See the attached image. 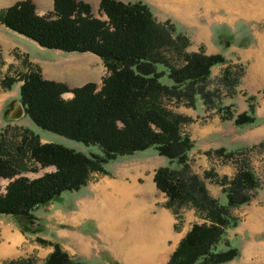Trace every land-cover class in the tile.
I'll return each mask as SVG.
<instances>
[{"label": "trees", "instance_id": "trees-1", "mask_svg": "<svg viewBox=\"0 0 264 264\" xmlns=\"http://www.w3.org/2000/svg\"><path fill=\"white\" fill-rule=\"evenodd\" d=\"M51 1L52 17L37 14L31 0H19L0 9V24L42 48L91 53L101 59L106 75L98 89L94 82L68 88L30 70L23 75L18 101L35 126L86 146L96 145L101 154L40 143L30 132L25 139L29 157L40 167L54 169L29 179L16 176L19 172L0 140V178L8 179L0 192V214L11 216L24 236L45 244L37 236L41 225L33 211L38 206L64 191L78 190L92 172L106 173L105 164L118 156L152 147L168 160L169 165L157 168L153 175L167 205L188 204L203 219L190 225L164 264H223L238 257V248L226 237L227 230L238 223L231 209L251 200L259 179L246 164H238L230 178L219 181L225 202L210 196L188 169L193 144L181 125L190 118L165 106L172 101L194 108L198 98L206 110L214 109L222 121L231 120L234 126L264 122L255 116L251 102L245 111L234 113L229 105L214 103L213 93L205 89L210 68L224 63V56L186 51L188 38L168 22L156 23L149 6L141 1L99 0L105 19L93 16L82 0ZM232 41L231 35L219 33L215 43L224 50ZM237 44L244 46L247 41ZM229 74L225 67L219 80L229 83ZM13 82L14 78L4 77L0 83L8 88ZM65 92L72 96L62 98ZM172 163L178 168L172 169ZM52 245L42 264H91L72 259Z\"/></svg>", "mask_w": 264, "mask_h": 264}, {"label": "rangeland", "instance_id": "rangeland-1", "mask_svg": "<svg viewBox=\"0 0 264 264\" xmlns=\"http://www.w3.org/2000/svg\"><path fill=\"white\" fill-rule=\"evenodd\" d=\"M16 1L19 0L0 1V4H13ZM31 1L37 14L52 17L51 0ZM82 1L90 6L93 16L106 18L99 10V0ZM119 1H141L147 4L156 23L168 22L175 32L179 31L188 38L189 44L185 47L188 52L201 50L206 54L199 42L206 39L211 41L225 59L224 63L210 68L205 86V89L213 93L214 103L229 105L231 111L239 113L245 111L247 104L251 102L254 109L258 110L259 118L264 119V0ZM6 33V29H0V39L5 40L1 41L3 44L0 45V82L4 77L14 78L15 82L8 88L2 87L0 83V140L2 150L8 154L19 172L16 176L32 179L54 169L52 166L40 167L29 157L25 139L30 136V132L37 135L40 143H56L85 154H101L96 145L86 146L35 126L24 112L18 121H10L5 117L8 110L18 101L23 75L30 70L38 71L42 78L63 83L68 88L94 82L98 89L101 79L106 75L101 59L87 52L63 53L42 48L15 32L12 40ZM219 33L224 36L231 35L233 39L224 50L215 43ZM10 40L17 47L8 52V57L12 55L14 58V64L2 60L3 56L6 57L4 42ZM245 40L246 45L238 46L237 42ZM194 47L195 51L192 50ZM225 67H229V83L219 80ZM74 68L83 71V74L79 71V75H73ZM61 96L68 99L72 94L65 92ZM201 105L203 108L199 109ZM165 106L174 113H177L176 110H186L190 114H197L194 119L184 115L190 118V121L181 125V131L189 135L193 144L188 152L189 172L198 176L210 196L217 195L214 198H219L220 203L225 202L219 181L224 176L230 178L238 164H246L258 177L259 188L254 191L251 200L231 209V213L238 217V223L234 228L227 230L226 237L230 245L238 248L239 254L235 259L223 264H248L244 263V258H250L251 264H264V122L234 126L231 120H224L221 136L208 139L201 136V130L208 123V120H205L207 117L215 114L219 117L214 109L206 110L198 98L194 108L172 101L167 102ZM220 122L223 121L220 119ZM208 140H212V147L224 144L220 147L226 151L216 153L215 149L220 147L203 150L208 147ZM228 151H234V154L229 155ZM168 165V160L156 154L152 147L131 155L118 156L114 161L106 163V173H90L84 186L75 191H64L33 211L41 225L37 236L47 243L40 244L34 236H24L14 223L24 240L15 245L14 257L0 258V264H42L52 251V244H57L70 258L91 264H151L150 261L142 263L136 260L133 253L141 252V249L136 247V242H142L140 239H145L148 244H154L157 240L159 242V239L154 238L159 231L151 232L147 227L143 229L140 219L145 221L164 212L168 213L169 221L166 230L161 228L163 240L158 250L164 254L165 259L190 225L203 221L188 204L167 205V197L155 187L153 176L150 177L151 172L154 175L157 168ZM170 167L178 168L175 163L170 164ZM138 172L140 174L132 179L131 176ZM7 182L8 179L0 178V191ZM106 182L125 185L131 190L130 195L120 204L113 205L109 202L111 196L107 193L111 190ZM105 185L108 188H104ZM133 204L140 207L136 215H130L133 214L130 210ZM106 206L108 209L111 207L115 222L111 232L104 230V218L100 216L105 213ZM4 215L0 214V217ZM248 242H253L254 245L245 251L242 250L240 255V249H244V244L248 245ZM163 245L167 249L165 252ZM126 253H129L130 257L133 256L134 261L130 257L127 258Z\"/></svg>", "mask_w": 264, "mask_h": 264}, {"label": "crops", "instance_id": "crops-1", "mask_svg": "<svg viewBox=\"0 0 264 264\" xmlns=\"http://www.w3.org/2000/svg\"><path fill=\"white\" fill-rule=\"evenodd\" d=\"M0 1H13V0H0ZM1 5V4H0ZM11 5V2L10 3H2L1 7L0 8H5L7 6ZM6 29L7 30V37H11L12 40H14V32L3 27V25L0 24V29ZM1 41H5L3 39H0V45H2L3 43ZM200 45L203 47L204 49V52L206 54H215V53H218V47H216L214 44L211 43V41H209L208 39L204 40V41H200L199 42ZM4 48H5V52H6V57L3 56L2 60L8 64H14V58L11 56L8 57V52L9 51H14V48H17L16 45L14 43L11 42H4ZM198 47V46H197ZM195 47L194 50L195 51ZM1 101V100H0ZM2 106V105H1ZM1 106H0V110H1ZM203 108V106H199V109ZM240 111V110H239ZM177 113H181L183 115H186V116H189V117H195V115L197 114H190L188 113L186 110L185 111H182V110H176ZM255 112H256V116L257 118H259V113H258V110L255 109ZM207 113V112H205ZM263 115V114H262ZM261 115V116H262ZM264 116V115H263ZM21 117V116H20ZM19 118L17 119H14L12 121H18ZM206 121L208 120V123L205 124V126L203 127V129L201 130V136L202 137H205V138H208V139H212V137H215V136H221V132L223 130V124H224V121L223 122H220V119L218 117V115H212L210 117H207L205 119ZM11 121V120H10ZM234 140V139H233ZM209 141V144H208V147L204 148L203 150L205 149H214V148H218L220 146H224V144H218V145H215L212 147V140H208ZM242 141V140H241ZM239 144H242V142H239ZM140 173H135L133 174L132 179H135ZM143 175V174H142ZM153 176V172H151L150 174V177ZM109 182H106L105 184H108ZM113 183V182H111ZM213 197H217V195H212ZM163 217H165V221L167 220V222L169 221V217H168V213L164 212L163 214ZM141 238V235L139 236ZM138 237V239H140ZM154 238H157L159 239V245L161 247V243H162V240H163V234L162 232L161 233H157L156 236H154ZM21 240H24V236L22 234H20V232L14 227V222L11 218V216L9 215H4L2 217H0V258H11V257H14V250H15V245L18 244ZM249 244H244L245 248L244 249H240V255L242 252V250H246L247 248H250L254 245L253 242H248ZM263 244V243H261ZM135 247V246H134ZM165 246L163 245L162 248H164ZM174 249V248H173ZM172 249V250H173ZM171 253V252H170ZM169 256V255H168ZM167 256L165 259H163V263H165V261L167 260ZM244 263H248V264H251V260L250 258H244Z\"/></svg>", "mask_w": 264, "mask_h": 264}, {"label": "bare ground", "instance_id": "bare-ground-1", "mask_svg": "<svg viewBox=\"0 0 264 264\" xmlns=\"http://www.w3.org/2000/svg\"><path fill=\"white\" fill-rule=\"evenodd\" d=\"M74 69H75L74 72L72 71L73 72V75H79V71L82 72V74H83V71L79 70L78 68H74ZM107 185L109 186V188L111 190L110 193H107V195L111 196V198L109 197V199L111 200L109 202H112L113 205L116 204V203L120 204L123 199H125L128 195H130L131 190L128 187H126L125 185L113 184V183H110V182ZM107 185H105L103 187L104 188H108ZM103 206H104V204H103ZM111 207H112V205H111ZM110 208L108 209V207L106 206L105 213L100 214V216H102L104 218L102 220L103 228H104L105 231H109V232H111V230L114 228V223H115L114 222V219H113V214L111 213L112 210ZM139 208L140 207L138 205L133 204L132 209H130L131 210V213H133V214H130V215H136V214H138L139 213V210H140ZM144 212H146V211H144ZM139 218H142V217H139ZM164 218L165 217H163V215H159V216L154 217V218L145 219V221H143L142 219H140L141 220L140 221V225L143 223V225H142L143 229H145V227H147V229L150 230L151 232L159 231V233H161L162 230L163 229L166 230L165 227L168 226L167 225L168 222H167V220L165 221L166 218L165 219ZM136 222H139V221H136ZM140 228H141V226L139 227V229ZM161 228H162V230H161ZM109 234H111V233H109ZM145 238H147V236ZM140 240H142V242H136V247L137 248L139 247L138 249H141V252L139 254L133 253L134 256L137 258L136 260H140L142 263H148V261H150L151 264H158V263L162 262V260L164 258V254L160 253L161 251L158 250L159 247H160V245L158 243V240L155 241L154 244H148V243H146L145 239H140ZM142 249H144V250L142 251ZM162 249H163V252H165L167 250L165 248H162ZM127 255H126L127 258L130 257V254L129 253ZM132 257H130V258H132ZM132 260H133V258H132Z\"/></svg>", "mask_w": 264, "mask_h": 264}, {"label": "water", "instance_id": "water-1", "mask_svg": "<svg viewBox=\"0 0 264 264\" xmlns=\"http://www.w3.org/2000/svg\"><path fill=\"white\" fill-rule=\"evenodd\" d=\"M23 114V108L19 101L12 106L11 110L5 114V117L9 120H14L19 118Z\"/></svg>", "mask_w": 264, "mask_h": 264}, {"label": "built area", "instance_id": "built-area-1", "mask_svg": "<svg viewBox=\"0 0 264 264\" xmlns=\"http://www.w3.org/2000/svg\"><path fill=\"white\" fill-rule=\"evenodd\" d=\"M0 192H4V190H1Z\"/></svg>", "mask_w": 264, "mask_h": 264}]
</instances>
